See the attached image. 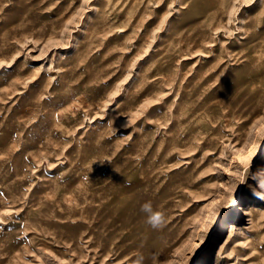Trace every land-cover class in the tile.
Returning a JSON list of instances; mask_svg holds the SVG:
<instances>
[{
  "label": "rangeland",
  "instance_id": "obj_1",
  "mask_svg": "<svg viewBox=\"0 0 264 264\" xmlns=\"http://www.w3.org/2000/svg\"><path fill=\"white\" fill-rule=\"evenodd\" d=\"M262 161L264 0H0V264H264Z\"/></svg>",
  "mask_w": 264,
  "mask_h": 264
},
{
  "label": "clouds",
  "instance_id": "obj_2",
  "mask_svg": "<svg viewBox=\"0 0 264 264\" xmlns=\"http://www.w3.org/2000/svg\"><path fill=\"white\" fill-rule=\"evenodd\" d=\"M140 210L145 214V223L148 224L152 229L159 230L166 226L165 213L154 209L151 201L143 203Z\"/></svg>",
  "mask_w": 264,
  "mask_h": 264
},
{
  "label": "bare ground",
  "instance_id": "obj_3",
  "mask_svg": "<svg viewBox=\"0 0 264 264\" xmlns=\"http://www.w3.org/2000/svg\"><path fill=\"white\" fill-rule=\"evenodd\" d=\"M264 163V161H262ZM257 176L264 177V167H260L257 173ZM261 181V180H260ZM247 201L245 199H242L241 202L237 203L235 205V210L239 212V214H247L249 213ZM235 211V212H236ZM233 213V212H232ZM225 225V224H224ZM206 260L205 262H207ZM207 264H210L209 262Z\"/></svg>",
  "mask_w": 264,
  "mask_h": 264
}]
</instances>
